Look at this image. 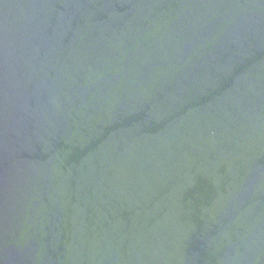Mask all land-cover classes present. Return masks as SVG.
<instances>
[{
  "label": "water",
  "instance_id": "1",
  "mask_svg": "<svg viewBox=\"0 0 264 264\" xmlns=\"http://www.w3.org/2000/svg\"><path fill=\"white\" fill-rule=\"evenodd\" d=\"M0 264H264V0H0Z\"/></svg>",
  "mask_w": 264,
  "mask_h": 264
}]
</instances>
